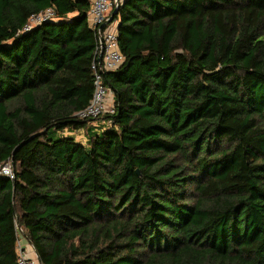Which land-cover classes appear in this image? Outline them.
<instances>
[{
  "label": "trees",
  "instance_id": "16d2710c",
  "mask_svg": "<svg viewBox=\"0 0 264 264\" xmlns=\"http://www.w3.org/2000/svg\"><path fill=\"white\" fill-rule=\"evenodd\" d=\"M118 2L115 112L82 120L92 1L0 0V264L15 223L41 264H264V0Z\"/></svg>",
  "mask_w": 264,
  "mask_h": 264
},
{
  "label": "built area",
  "instance_id": "2783aa9c",
  "mask_svg": "<svg viewBox=\"0 0 264 264\" xmlns=\"http://www.w3.org/2000/svg\"><path fill=\"white\" fill-rule=\"evenodd\" d=\"M119 8L118 0H93L89 12V26L96 33V49L92 63L94 71V93L89 105L82 111L75 114V117L87 120L96 119L105 114H114L115 103L112 91L103 82V74L118 70L125 62V56L121 52L118 40L117 23L109 22L114 10ZM55 13L48 9L43 13L32 17L30 24L25 28L31 29L35 24L53 19ZM10 179H15V172L12 164H6L0 169ZM16 224L18 233L17 241V264H41L38 258H32L27 249L23 246L22 230Z\"/></svg>",
  "mask_w": 264,
  "mask_h": 264
},
{
  "label": "rangeland",
  "instance_id": "374dc122",
  "mask_svg": "<svg viewBox=\"0 0 264 264\" xmlns=\"http://www.w3.org/2000/svg\"><path fill=\"white\" fill-rule=\"evenodd\" d=\"M63 135L64 136H74L78 142H80L82 144L87 143L86 132H84V131H78L75 133H71V132L66 131V132H64Z\"/></svg>",
  "mask_w": 264,
  "mask_h": 264
},
{
  "label": "crops",
  "instance_id": "0c3cea01",
  "mask_svg": "<svg viewBox=\"0 0 264 264\" xmlns=\"http://www.w3.org/2000/svg\"><path fill=\"white\" fill-rule=\"evenodd\" d=\"M91 1H93V0H91ZM23 246L25 247V249H27L29 255L32 258H38L37 255H36V252H35L34 248L29 244V242L25 238H23Z\"/></svg>",
  "mask_w": 264,
  "mask_h": 264
},
{
  "label": "water",
  "instance_id": "95a60500",
  "mask_svg": "<svg viewBox=\"0 0 264 264\" xmlns=\"http://www.w3.org/2000/svg\"><path fill=\"white\" fill-rule=\"evenodd\" d=\"M118 14V9H116V10H114L113 11V13H112V17H111V19L109 20V22H113L114 21V18L116 17V15ZM13 162V164H14V160L12 161ZM35 250V249H34ZM35 252H36V255H37V257H38V259L40 258V256H39V253L35 250Z\"/></svg>",
  "mask_w": 264,
  "mask_h": 264
}]
</instances>
